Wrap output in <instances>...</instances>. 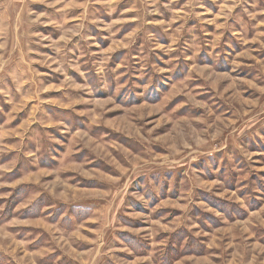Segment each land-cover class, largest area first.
Wrapping results in <instances>:
<instances>
[{
	"label": "rangeland",
	"instance_id": "374dc122",
	"mask_svg": "<svg viewBox=\"0 0 264 264\" xmlns=\"http://www.w3.org/2000/svg\"><path fill=\"white\" fill-rule=\"evenodd\" d=\"M0 264H264V0H0Z\"/></svg>",
	"mask_w": 264,
	"mask_h": 264
}]
</instances>
